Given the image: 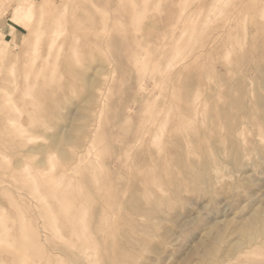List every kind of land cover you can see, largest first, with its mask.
I'll list each match as a JSON object with an SVG mask.
<instances>
[{"label": "rangeland", "instance_id": "rangeland-1", "mask_svg": "<svg viewBox=\"0 0 264 264\" xmlns=\"http://www.w3.org/2000/svg\"><path fill=\"white\" fill-rule=\"evenodd\" d=\"M96 1L0 0V214L13 236L37 230L36 264H264V0ZM32 10L44 14L26 21ZM57 21L68 29L52 52ZM66 133L74 142L54 146ZM2 249L0 264L19 263Z\"/></svg>", "mask_w": 264, "mask_h": 264}, {"label": "bare ground", "instance_id": "bare-ground-1", "mask_svg": "<svg viewBox=\"0 0 264 264\" xmlns=\"http://www.w3.org/2000/svg\"><path fill=\"white\" fill-rule=\"evenodd\" d=\"M66 1V0H65ZM99 1V0H98ZM98 1H96L97 3H98ZM104 1V0H103ZM106 1H108V0H106ZM125 1V0H124ZM128 1V3L130 4V2H129V0H127ZM143 1V0H142ZM147 1H149V0H146V4H145V0H144V5H148L147 3H149V2H147ZM154 1V0H153ZM225 1V0H224ZM223 1V2H224ZM233 1V0H232ZM91 2H92V0H91ZM100 2V1H99ZM105 2V1H104ZM123 2V1H122ZM121 2V3H122ZM131 2H132V0H131ZM152 2V1H151ZM156 2H158V0L156 1ZM155 2V3H156ZM231 2V1H230ZM62 3V2H61ZM74 3V2H73ZM113 3V2H112ZM128 3H126V4H128ZM139 3H142V2H139ZM153 3V2H152ZM159 3H161L160 1L157 3V7H159ZM219 3V2H218ZM234 3V2H233ZM42 4V3H41ZM94 4V3H93ZM115 4H116V2H115ZM119 4H120V1H119ZM123 4V3H122ZM137 4V3H136ZM190 4V3H189ZM215 4V3H214ZM222 4V3H221ZM220 4V5H221ZM70 5H72V3L70 4ZM99 6H100V4H98ZM125 5V4H124ZM123 5V6H124ZM135 5V4H134ZM142 6H143V4H141ZM225 5H226V3H225ZM41 6V5H40ZM44 6V5H43ZM53 6V5H52ZM64 6V5H63ZM91 6H93V5H91ZM109 6V5H108ZM138 6V5H137ZM152 6H154V5H152ZM67 7V6H66ZM103 8H104V6H102ZM110 7V6H109ZM139 7H141L140 5H139ZM163 7V6H162ZM96 8V7H95ZM123 8V7H122ZM122 8H121V10H122ZM126 8V7H125ZM130 8H133V9H135L134 7H130ZM129 8V9H130ZM152 8V7H151ZM221 8V7H220ZM225 8V7H224ZM71 9V8H70ZM97 9H99V7L97 8ZM124 9V8H123ZM126 9H128V8H126ZM128 9V10H129ZM143 9V8H142ZM153 9V8H152ZM154 9H156V8H154ZM261 9V8H260ZM41 10H43V9H41ZM105 10V9H104ZM119 10H120V8H119ZM125 10V9H124ZM127 10V11H128ZM131 10V9H130ZM145 10H148V9H146L145 8ZM144 10V11H145ZM215 10H217V9H215ZM79 11V10H78ZM89 11V10H88ZM95 11H97L96 9H95ZM123 11V10H122ZM121 11V12H122ZM126 11V12H127ZM141 10H139V12H140ZM144 11H142V12H144ZM159 11H160V8H159ZM227 11V8H226V10H225V12ZM62 12V11H61ZM64 12V11H63ZM70 12V11H69ZM99 11H97V13H98ZM104 12H106V11H104ZM111 12H112V10H111ZM115 12H116V10H115ZM129 12V11H128ZM135 13H136V9H135V11H134ZM138 12V9H137V13H139ZM145 12H147V11H145ZM144 12V13H145ZM156 12V11H155ZM158 12V11H157ZM215 12H217V11H215ZM89 13V12H88ZM107 13H108V11H107ZM118 13V12H117ZM123 13V12H122ZM121 13V14H122ZM136 13V14H137ZM143 13V14H144ZM149 11H148V15H149ZM154 13V12H153ZM176 13V12H175ZM221 13V12H220ZM224 13V12H223ZM40 15V16H42L43 14H44V11H41V12H39V13H36L35 12V10H32V11H30V13H28L26 16L28 17V18H26V21H29V20H32V19H34L33 17L35 16V15ZM52 14V13H51ZM103 14V13H102ZM119 14V13H118ZM126 14V16L128 15V14H130V13H125ZM145 15V16H148V15ZM159 14V13H158ZM217 14V13H216ZM85 15H88V14H85ZM93 14H91V16H92ZM142 17H144L142 14H140ZM150 15H151V13H150ZM149 15V16H150ZM153 15V14H152ZM152 15H151V17H152ZM264 15V14H263ZM70 16V15H69ZM88 16H90V15H88ZM91 16H90V18H91ZM97 16V15H96ZM96 16H94L96 19H97V17ZM99 16V15H98ZM109 16V15H108ZM108 16L107 17H104V18H106V20L108 19ZM112 16V15H111ZM124 16V15H123ZM125 16V17H126ZM134 16H136L135 14H134ZM139 16V14L136 16V17H138ZM153 16H155V15H153ZM200 16V15H199ZM56 17V16H55ZM115 17H116V15H115ZM117 17H119V16H117ZM141 17V18H142ZM174 17V16H173ZM45 18V17H44ZM59 18V17H58ZM63 18V17H62ZM99 18H100V16H99ZM109 18H110V16H109ZM261 18V17H260ZM263 18V17H262ZM39 19V18H38ZM41 19H42V17H41ZM119 19L121 20L122 18H120L119 17ZM150 19V18H149ZM259 19V18H258ZM56 20H58V19H56ZM67 20V19H66ZM66 20L64 21V22H66ZM99 20V19H98ZM97 20V21H98ZM101 20V19H100ZM125 20L127 21L128 19H126L125 18ZM130 20V19H129ZM208 20V19H207ZM44 21V20H43ZM43 21H41V20H39V22L41 23L42 22V24L44 23ZM110 21V20H109ZM107 22V24L108 23H110V22ZM124 21V20H123ZM123 21H121V22H123ZM125 21V22H126ZM133 21V20H132ZM171 20H169V22H170ZM263 21V20H262ZM38 22V23H39ZM62 22V21H61ZM102 22H105V21H102ZM120 22V21H119ZM120 22V23H121ZM124 22V23H125ZM168 22V23H169ZM172 22V21H171ZM39 23V24H40ZM58 23V21L56 22V24ZM67 23V22H66ZM112 23V22H111ZM110 23V24H111ZM115 23V22H114ZM114 23H113V25H114ZM118 23V22H117ZM55 24V23H54ZM55 24V25H56ZM92 24H94V21H93V23ZM106 24V23H105ZM129 24V23H128ZM134 24V23H133ZM63 25H65L66 27H67V25L65 24V23H58V25L53 29V31H52V36H50V37H52V41H51V46H49L50 47V51L53 49V48H56L57 47V49L59 48V44L61 43V42H59L58 43V40L63 36V33H64V31H65V28L66 27H64ZM97 25V24H96ZM95 25V26H96ZM109 25V24H108ZM112 25V26H113ZM116 25V24H115ZM114 25V26H115ZM121 25V24H120ZM209 25V24H208ZM254 25V24H253ZM259 25V24H258ZM40 26H44V25H40ZM39 26V27H40ZM102 26H103V24H102ZM117 26V25H116ZM146 26V25H145ZM227 26V25H226ZM264 26V25H263ZM26 27L28 28L29 27V25L27 24V22H26ZM31 27V26H30ZM106 27V26H105ZM108 27V26H107ZM106 27V28H107ZM207 27H209V26H207ZM243 27V26H242ZM42 28V27H41ZM41 28H39V29H41ZM51 28V27H50ZM95 28V27H94ZM98 28V27H97ZM103 28V27H102ZM113 27H111V29H112ZM120 28V27H119ZM248 28V27H247ZM264 28V27H263ZM30 28H28V30H29ZM37 29V28H36ZM44 29H47V28H44ZM67 29H68V27H67ZM96 29V28H95ZM208 29V28H207ZM206 29V30H207ZM235 29V28H234ZM237 29V28H236ZM38 30V29H37ZM104 30V29H103ZM113 30V29H112ZM122 30V29H121ZM130 30V29H129ZM38 31H40L41 32V30H38ZM44 31V30H43ZM43 31H42V34H43ZM108 32H109V29L107 30ZM116 31V30H115ZM118 31H119V29H118ZM264 31V30H263ZM32 32V31H31ZM111 32V31H110ZM129 32H131V31H129ZM135 32V31H134ZM259 32V31H258ZM33 33V32H32ZM32 33H30V34H32ZM37 33H39V32H37ZM45 33H46V30H45ZM44 33V37L46 38V34ZM66 33H68V31L66 32ZM115 33V32H114ZM233 33V32H232ZM237 33V32H236ZM29 34V35H30ZM40 34V33H39ZM133 34V33H132ZM131 34V35H132ZM219 34V33H218ZM33 35H34V33H33ZM33 35H31V36H33ZM65 35H67V34H65ZM115 35V34H114ZM134 35V34H133ZM230 35H232V34H230ZM37 36V38H38V36H39V38H41V35H37L36 33H35V37ZM262 36V35H261ZM34 37V38H35ZM42 38L41 40H43V39H45V38ZM49 37V38H50ZM64 37V36H63ZM136 37V36H135ZM38 38V39H39ZM250 38V37H249ZM248 38V39H249ZM37 39V40H38ZM51 39V38H50ZM67 39V38H66ZM118 39V38H117ZM36 40V39H35ZM37 40H36V42H37ZM63 40V39H62ZM78 40V39H77ZM121 40V39H120ZM131 40V39H130ZM235 40V39H234ZM252 40V39H251ZM49 41V40H48ZM244 41H245V39H244ZM40 42H42V41H39L38 43H40ZM43 42H45V41H43ZM42 42V43H43ZM46 42H47V40H46ZM64 42V41H63ZM79 42V41H78ZM133 42V41H132ZM246 42V41H245ZM33 43V42H32ZM35 43V42H34ZM38 43H36L35 44V50H34V52H37L38 50H37V47H41ZM77 43V42H76ZM75 43V44H76ZM31 44V43H30ZM41 44V43H40ZM49 44V45H50ZM113 44V43H112ZM111 44V45H112ZM61 46H62V44H60ZM63 45H64V43H63ZM88 45V44H87ZM125 45V44H124ZM178 45H179V43H178ZM177 45V46H178ZM96 46V45H95ZM63 47V46H62ZM62 47H60L61 49H62ZM78 47V46H77ZM181 47V46H180ZM17 48H18V46H17ZM16 48V49H17ZM42 48V47H41ZM44 48V47H43ZM104 48V47H103ZM141 48V47H140ZM172 48V47H171ZM28 49V48H27ZM33 49H34V47H33ZM61 49H59L60 51H61ZM136 49H137V47H136ZM41 50V49H40ZM39 50V51H40ZM59 50H57V52H56V54L58 53V51ZM102 50V49H101ZM142 50H143V48H142ZM147 50H149V49H147ZM157 50V49H156ZM172 50V49H171ZM48 50H46V52H47ZM50 51H48V52H50ZM54 50H52V52H53ZM78 51V50H77ZM158 51V50H157ZM30 52V51H29ZM33 52V51H32ZM52 52H50V54L52 53ZM76 52V51H75ZM146 52V51H145ZM150 52V51H149ZM161 52H162V50H161ZM161 52H159V53H161ZM165 52V51H164ZM39 53H41V51L39 52ZM73 53V52H72ZM129 53V52H128ZM138 53V52H137ZM181 53V52H180ZM193 53V52H192ZM262 53V52H261ZM37 54V53H36ZM42 54H44V53H42ZM53 54V53H52ZM51 54V55H52ZM55 54V55H56ZM76 54V53H75ZM78 54V53H77ZM163 54V53H162ZM165 54V53H164ZM170 54V53H169ZM168 54V55H169ZM40 55V54H39ZM54 55V56H55ZM171 55V57H172V54H170ZM182 55H184V54H182ZM187 55V54H186ZM15 56H17L16 55V53H15ZM36 56V55H35ZM38 56V55H37ZM46 56V55H45ZM53 56V55H52ZM58 56V55H57ZM59 56H61V55H59ZM75 56V55H74ZM79 56V55H78ZM166 56V55H165ZM180 56V55H179ZM178 56V57H179ZM40 57H42V56H40ZM40 57H38L39 59H41ZM44 57V56H43ZM43 57H42V60H44L43 59ZM47 57H49V56H47ZM47 57H46V59H47ZM56 57V56H55ZM145 57V56H144ZM168 57V56H167ZM166 57V58H167ZM177 56H176V58H178ZM34 58V59H33ZM33 58H32V61L34 60V62L33 63H35V60H37L34 56H33ZM50 58V57H49ZM59 57H57V59H58ZM75 58V57H74ZM82 58V57H81ZM173 58H175V57H173ZM173 58H171V61H169V63H168V65H169V67L170 66H175L176 65V67H178L177 66V63L178 62H176V59H175V61H174V59ZM187 58V57H186ZM45 59V60H46ZM56 59V58H55ZM54 59V60H55ZM57 59L55 60V62L57 61ZM78 59V58H77ZM83 59H84V57H83ZM144 59V58H143ZM165 59V58H164ZM172 59H173V61H172ZM231 59V58H230ZM258 59V58H257ZM48 60V59H47ZM51 60V59H50ZM115 60H116V58H115ZM121 60V59H120ZM166 60V59H165ZM186 60V59H185ZM38 61V60H37ZM142 61H144V60H142ZM159 62H160V60H158ZM28 62V61H27ZM42 62V61H41ZM53 62V61H52ZM83 62V61H82ZM112 62V61H111ZM137 62V61H136ZM140 62V61H139ZM159 62H157V63H159ZM192 62V61H191ZM37 63V62H36ZM44 63V62H43ZM45 63H47V64H49V62H45ZM44 63V64H45ZM59 64V62H56L55 63V66H56V64ZM135 63V62H134ZM165 63V61L163 62V64ZM45 65V66H48V65ZM57 64V65H58ZM156 64V63H155ZM161 66L160 67H162V64L161 63H159ZM159 64H156V65H159ZM193 64H194V62H193ZM41 65H42V63H41ZM53 65H54V62H53ZM138 65V64H137ZM179 65V64H178ZM27 65H25V67H26ZM29 66H30V64H29ZM45 66H44V68H45ZM54 66V67H55ZM150 66V65H149ZM165 66V65H164ZM7 67V66H6ZM42 67V66H41ZM58 66H56V68H57ZM111 67V66H110ZM148 67V66H147ZM176 67H171V68H176ZM47 68V67H46ZM138 68V67H137ZM136 68V69H137ZM141 68V67H140ZM154 68H156V67H154ZM166 68V67H165ZM31 69V68H30ZM43 69V68H42ZM54 69V68H53ZM163 69V68H162ZM190 69V68H189ZM262 69V68H261ZM56 70V69H55ZM54 70V71H55ZM141 70H142V68H141ZM147 70V69H146ZM177 70V69H176ZM175 70V71H176ZM263 70V69H262ZM12 71V70H11ZM53 71V70H52ZM157 71V70H156ZM159 71H161V70H159ZM164 71H165V69H164ZM169 71H170V69H169ZM179 71H181V70H179ZM14 72V71H13ZM25 72H26V70H25ZM117 72V71H116ZM139 72V71H138ZM142 72V71H141ZM141 72H139V73H141ZM154 72H155V70H154ZM162 72V71H161ZM161 72L159 73V74H161ZM11 73V72H10ZM15 73V72H14ZM29 72H27V74H28ZM107 73V72H106ZM156 73V72H155ZM158 73V72H157ZM166 74V76H168L167 78L170 80V77H171V72H169L168 73V71L167 72H165ZM167 73L170 75V77H169V75H167ZM172 73H173V71H172ZM175 73V72H174ZM187 73V72H186ZM191 73V72H190ZM111 74V73H110ZM163 74V73H162ZM181 74V73H180ZM15 75V74H14ZM157 75V74H156ZM165 75H163L164 77H163V79L165 78V80H167L166 79V77H165ZM174 75V74H173ZM177 75V74H176ZM264 75V74H263ZM158 76V75H157ZM161 76V75H160ZM184 76V75H183ZM245 76V75H244ZM252 76V75H251ZM27 77H29V75H27ZM33 77V76H32ZM154 77V75H152V78ZM156 77V76H155ZM154 77V78H155ZM243 77V76H242ZM253 77V76H252ZM128 78V77H127ZM142 79H143V77H141ZM159 78H162V77H159ZM14 79V78H13ZM25 79V78H24ZM162 79V80H163ZM28 80V79H27ZM138 80V79H137ZM155 80V79H154ZM157 80V79H156ZM161 80V79H160ZM11 81V80H10ZM13 81V80H12ZM164 81V80H163ZM168 81V80H167ZM166 81V82H167ZM177 81V80H176ZM264 81V80H263ZM263 81H261V83L263 82ZM27 82V81H26ZM162 82V81H161ZM170 82H171V80H170ZM173 82H175V81H173ZM178 82V81H177ZM180 82V81H179ZM251 82V81H250ZM31 83V82H30ZM118 83V82H117ZM169 83V82H168ZM181 83V82H180ZM14 84V83H13ZM145 84V83H144ZM148 84V83H147ZM147 84H146V86H147ZM156 84V83H155ZM182 84V83H181ZM24 85H25V83H24ZM23 85V86H24ZM28 85V84H27ZM160 85V84H159ZM168 85V84H167ZM178 85V84H177ZM249 85H250V83H249ZM262 85H263V83H262ZM2 86V85H1ZM150 86H152V85H150ZM179 86V85H178ZM201 86V85H200ZM204 86V85H203ZM206 86V85H205ZM138 87H141L140 85L138 86ZM165 87V86H164ZM199 87V86H198ZM211 87V86H210ZM2 88H4V87H2ZM28 88V87H27ZM142 88V87H141ZM152 88V87H151ZM158 88V87H157ZM253 88V87H252ZM195 89V88H194ZM198 89V88H197ZM1 90V89H0ZM11 90V89H10ZM22 90V89H21ZM32 90V89H31ZM143 90V89H142ZM200 90H201V88H200ZM23 91V90H22ZM21 91V92H22ZM26 91V90H25ZM148 92H149V90H147ZM179 91V90H178ZM4 92V91H3ZM142 92V91H141ZM212 92V91H211ZM215 92V91H214ZM254 92V91H253ZM25 93V92H24ZM32 93V92H31ZM12 94H14V93H12ZM177 94V93H176ZM202 94V93H201ZM27 95H28V93H27ZM53 95V94H52ZM104 95V94H103ZM143 95V94H142ZM8 96V95H7ZM24 96V95H23ZM30 96V95H29ZM39 96V95H38ZM152 96V95H151ZM172 96H176V95H172ZM197 96V95H196ZM9 97V96H8ZM117 97V96H116ZM155 97V96H154ZM153 97V98H154ZM171 97V96H170ZM194 97L195 96H193V99H194ZM253 97V96H252ZM31 98V97H30ZM33 98H35V97H33ZM66 98V97H65ZM221 98V97H220ZM1 99V98H0ZM8 99V98H7ZM156 99V98H155ZM171 99H173V98H171ZM246 99V98H245ZM255 99H256V97H255ZM10 100H12L11 102H13V100H14V98L13 99H10L9 98V101ZM29 100H31V99H29ZM105 100H106V98H105ZM63 101V100H62ZM155 101H157V99L155 100ZM171 101V100H170ZM176 101V100H175ZM194 101V100H193ZM195 101H196V99H195ZM251 101V100H250ZM7 102V101H6ZM14 102H15V100H14ZM13 102V103H14ZM22 102V101H21ZM24 102V101H23ZM35 102V101H34ZM101 102V101H100ZM165 102V101H164ZM169 102V101H168ZM180 102V101H179ZM12 103V104H13ZM150 103V102H149ZM160 103V102H159ZM166 103V102H165ZM198 103V102H197ZM210 103V102H209ZM240 103V102H239ZM8 104V103H7ZM6 104V105H7ZM22 104V103H21ZM37 104V103H36ZM164 104V103H163ZM201 104V103H200ZM260 104H263V103H260ZM1 105V104H0ZM23 105V104H22ZM22 105H21V107H22ZM32 105V104H31ZM35 105V104H34ZM122 105V104H121ZM154 105V104H153ZM173 105H174V103H173ZM2 106V105H1ZM5 106V105H4ZM33 106V105H32ZM37 106V105H36ZM123 106V105H122ZM179 106V105H178ZM209 106V105H208ZM256 106V105H255ZM263 106V105H262ZM10 107V106H9ZM15 107V106H14ZM16 107H18L17 106V102H16ZM20 107V106H19ZM26 107V106H25ZM105 107H107V106H105ZM116 107V106H115ZM218 107V106H217ZM7 108V107H6ZM162 108V107H161ZM176 108V107H175ZM256 108V107H255ZM263 108H264V106H263ZM18 109V108H17ZM29 109V108H28ZM31 109V108H30ZM103 109V108H102ZM107 109V108H106ZM165 109V108H164ZM172 109V108H171ZM174 109V108H173ZM172 109V110H173ZM208 109V108H207ZM236 109V108H235ZM7 110V109H6ZM16 110V109H15ZM108 110H109V108H108ZM130 110V109H129ZM151 110H153V109H151ZM163 110V109H162ZM166 110V109H165ZM203 110V109H202ZM18 111H19V109H18ZM27 111V110H26ZM28 111H30V110H28ZM195 111V110H194ZM248 111V110H247ZM22 112V111H21ZM33 112V111H32ZM96 112H98V111H96ZM114 112V111H113ZM167 112V111H166ZM196 113H197V111H195ZM195 112H194V115H195ZM203 112V111H202ZM214 112V111H213ZM8 113V112H7ZM17 113V112H16ZM23 113V112H22ZM30 113V112H29ZM112 113V112H111ZM152 113V112H151ZM21 114V113H20ZM39 114V113H38ZM96 113H94L93 115H95ZM99 114V113H98ZM149 114V113H148ZM163 114V113H162ZM183 114V113H182ZM260 114V113H259ZM10 115V114H9ZM101 115H103V114H101ZM150 115V114H149ZM168 115H169V113H168ZM248 115V114H247ZM262 115V114H261ZM16 116V115H15ZM21 116V115H20ZM148 116V115H147ZM192 116H193V114H192ZM191 116V117H192ZM13 117V116H12ZM17 117V116H16ZM19 117V116H18ZM17 117V118H18ZM96 117V116H95ZM95 117H93V118H95ZM103 117V116H102ZM145 117H146V115H145ZM157 117V116H156ZM165 117V116H164ZM190 117V118H191ZM204 117V116H203ZM7 118L8 117H6V121H7ZM21 118V117H20ZM23 118V117H22ZM28 118V117H27ZM33 118H34V115H33ZM36 118V117H35ZM43 118V117H42ZM46 118V117H45ZM48 118H50V117H48ZM148 118V117H147ZM159 118V117H158ZM174 118V117H173ZM172 118V119H173ZM183 118V117H182ZM196 118V117H195ZM198 118V117H197ZM213 118V117H212ZM252 118V117H251ZM15 119V118H14ZM47 119V118H46ZM103 119V118H102ZM192 119H194L193 117H192ZM218 119V118H217ZM236 119V118H235ZM17 120H20L19 118L17 119ZM156 120H159V119H156ZM177 120H179V119H177ZM182 120V119H181ZM196 120V119H195ZM226 120V119H225ZM257 120V119H256ZM260 120V119H259ZM13 121V120H12ZM31 121V120H30ZM34 121V120H33ZM46 120H44V122H45ZM53 121V120H52ZM98 121V120H97ZM114 121V120H113ZM148 121V120H147ZM165 121V120H164ZM166 121H168V119L166 120ZM227 121V120H226ZM19 122L20 121H18V123L17 124H19ZM29 122V121H28ZM48 122V121H47ZM169 122V121H168ZM174 122V121H173ZM201 122V121H200ZM225 122V121H224ZM255 122V121H254ZM260 122V121H259ZM21 123V122H20ZM30 123V122H29ZM46 123V122H45ZM97 123V122H96ZM100 123H102V122H100ZM103 123H105V122H103ZM102 123V124H103ZM127 123V122H126ZM161 123H163V122H161ZM164 123H166V122H164ZM182 123V122H181ZM196 123V122H195ZM199 123V122H198ZM202 123V122H201ZM261 123H262V121H261ZM9 124V123H8ZM7 124V125H8ZM22 124V123H21ZM30 124H32V123H30ZM48 124V123H47ZM46 124V125H47ZM51 124V123H50ZM121 124H123V123H121ZM128 124V123H127ZM167 124V123H166ZM183 124V123H182ZM225 124V123H224ZM4 125H5V123H4ZM14 125L16 126V123L14 122L13 123V127H14ZM92 125H93V123H92ZM94 125H95V123H94ZM93 125V126H94ZM98 125V124H97ZM100 125V124H99ZM99 125H98V127H99ZM163 125H165V124H163ZM169 125V124H168ZM216 125V124H215ZM257 125V124H256ZM9 126V125H8ZM29 126V125H28ZM35 126V125H34ZM43 126H44V124H43ZM81 126V125H80ZM120 126V125H119ZM141 126V125H140ZM159 126H160V124H159ZM174 126V125H173ZM241 126V125H240ZM258 126V125H257ZM260 126V125H259ZM262 126V125H261ZM261 126H260V128H261ZM18 127H20V125L18 126ZM23 127V126H22ZM42 127V126H41ZM85 127V126H84ZM158 127V126H157ZM164 127V126H163ZM210 127H211V124H210ZM21 128V127H20ZM26 128V127H25ZM28 128V127H27ZM26 128V129H27ZM53 128V127H52ZM52 128H51V130H52ZM55 128V127H54ZM124 128V127H123ZM122 128V129H123ZM162 128V127H161ZM248 128V127H247ZM255 128V127H254ZM14 129H15V127H14ZM29 129V128H28ZM49 129V128H48ZM95 129H97V128H95ZM101 129V128H100ZM118 129V128H117ZM120 129V128H119ZM145 129V128H144ZM174 129V128H173ZM176 129V128H175ZM215 129V128H214ZM19 130V129H18ZM24 130V129H23ZM47 130V129H46ZM149 130H150V128H149ZM151 130H153V129H151ZM158 130V129H157ZM199 130V129H198ZM200 130H202V129H200ZM261 130V129H260ZM11 131V130H10ZM20 131H22V129L20 130ZM26 131V130H25ZM50 131V130H49ZM85 131V130H84ZM122 131V130H121ZM163 131V130H162ZM207 131V130H206ZM16 132V131H15ZM23 132V131H22ZM22 132H21V134H22ZM95 132V131H94ZM144 132V131H143ZM216 132V131H215ZM4 133V132H3ZM9 133V132H8ZM26 133H27V131H26ZM30 133V132H29ZM88 133H89V131H88ZM90 133H91V131H90ZM89 133V134H90ZM124 133V132H123ZM240 133H243V132H240ZM249 133H251V132H249ZM259 133H260V131H259ZM17 134V133H16ZM19 134V133H18ZM24 134V133H23ZM28 134V133H27ZM87 134V133H86ZM88 134V135H89ZM93 134V133H92ZM137 134V133H136ZM173 134V133H172ZM186 134V133H185ZM253 134V133H252ZM29 135V134H28ZM72 135H73V133H72ZM106 135V134H105ZM142 135V134H141ZM194 135V134H193ZM256 135V134H255ZM55 136V135H54ZM163 136V135H162ZM220 136V135H219ZM243 136V135H242ZM253 136V135H252ZM12 137V136H11ZM19 137V136H18ZM76 137V136H75ZM88 137V136H87ZM96 137H97V135H96ZM105 137V136H104ZM120 137V136H119ZM178 137V136H177ZM244 137V136H243ZM250 137V136H249ZM262 137V136H261ZM22 138V137H21ZM54 138V137H53ZM252 138V137H251ZM14 139V138H13ZM86 139V138H85ZM88 139V138H87ZM211 139V138H210ZM232 139V138H231ZM250 139V138H249ZM264 139V138H263ZM14 140H16V139H14ZM19 140V139H18ZM95 140H97V138L95 139ZM141 140H143V139H141ZM159 140V139H158ZM246 140V139H245ZM252 140V139H251ZM251 140H249V142L251 141ZM261 140V139H260ZM23 141V140H22ZM79 141V140H78ZM111 141V140H110ZM146 141V140H145ZM147 141H148V139H147ZM74 142V139H73V137L70 135V133H66V135L65 136H63V137H61V136H59V137H57L55 140H54V142H53V144H54V146H56V147H58L59 145H61V144H66V145H69V144H71V143H73ZM108 142V141H107ZM153 142H155V140L153 141ZM160 142V141H159ZM194 142V141H193ZM259 142V141H258ZM28 143H29V141H28ZM86 143H87V141H86ZM86 143H83L82 144V146L81 147H86ZM102 143V142H101ZM146 143V142H145ZM237 143H239V142H237ZM36 144V143H35ZM91 144V143H90ZM123 144V143H122ZM133 144V143H132ZM140 144H142V143H140ZM156 144V143H155ZM213 144V143H212ZM259 144V143H258ZM257 144V145H258ZM18 145V144H17ZM17 145H16V147H17ZM95 145V144H94ZM98 145V144H97ZM128 145H130L131 146V144H128ZM144 145V144H143ZM160 145V144H159ZM199 145V144H198ZM216 145V144H215ZM238 145V144H237ZM250 145V144H249ZM19 146H20V144H19ZM75 146V145H74ZM92 146V145H91ZM98 146H100V145H98ZM108 146H109V144H108ZM129 146V147H130ZM157 146V145H156ZM211 146V145H210ZM15 147V148H16ZM60 147V146H59ZM66 147V146H65ZM68 147V146H67ZM72 147H73V145H72ZM70 148V147H68V148H70V149H73V148ZM75 147H79V146H75ZM95 147V146H94ZM112 147V146H111ZM250 147V146H249ZM88 148V147H87ZM86 148V149H87ZM109 148V147H108ZM153 148V147H152ZM151 148V149H152ZM187 148V147H186ZM200 148V147H199ZM237 148V147H236ZM63 149H64V147H63ZM69 149V150H70ZM77 149V148H76ZM93 149V148H92ZM99 149V148H98ZM131 149H133V148H131ZM158 149H160V148H158ZM190 149V148H189ZM250 149V148H249ZM68 150V151H69ZM81 150V149H80ZM110 150V149H109ZM111 150H112V148H111ZM127 150V149H126ZM125 150V151H126ZM244 150V149H243ZM246 150V149H245ZM251 150V149H250ZM84 151V150H83ZM100 151V150H99ZM124 151V152H125ZM130 151V150H129ZM216 151V150H215ZM235 151V150H234ZM259 151V150H258ZM71 152V151H70ZM69 152V153H70ZM74 152V151H73ZM77 152H81V151H78L77 150ZM90 152H91V149H90ZM95 152V151H94ZM127 152H128V150H127ZM176 152V151H175ZM206 152V151H205ZM38 153V152H37ZM150 153V152H149ZM195 153V152H194ZM204 153V152H203ZM62 154H63V156H65L66 158L68 157V155H69V157L71 156L70 154H68V152H66L65 150H62ZM161 154V153H160ZM212 154V153H211ZM246 154V153H245ZM30 155V154H29ZM39 155V154H38ZM177 155V154H176ZM199 155V154H198ZM219 155V154H218ZM76 156L78 157L79 156V154H76ZM81 156H82V154H81ZM114 156V155H113ZM135 156V155H134ZM204 156V155H203ZM216 156V155H215ZM238 156V155H237ZM29 157V156H28ZM68 157V158H69ZM132 157V156H131ZM166 157H167V155H166ZM219 157V156H218ZM217 157V158H218ZM224 157V156H223ZM1 158V157H0ZM79 158H80V156H79ZM93 158V157H92ZM171 158V157H170ZM207 158H208V156H207ZM212 158H214V157H212ZM263 158V157H262ZM3 159V158H2ZM2 159H1V161H2ZM60 159V158H59ZM77 160H78V158H76ZM159 159V158H158ZM26 160V159H25ZM68 160H70V159H68ZM176 160V159H175ZM221 160V159H220ZM0 161V162H1ZM3 161H5L4 159H3ZM7 161V160H6ZM11 161V160H10ZM34 161V160H33ZM61 162L63 161L62 159L60 160ZM81 161V160H80ZM217 161V160H216ZM32 162V161H31ZM79 162V161H78ZM220 162V161H219ZM261 162V161H260ZM3 164H5V166H6V164H8L7 162L5 163V162H2ZM66 163H67V161H66ZM80 163V162H79ZM78 163V164H79ZM85 163V162H84ZM222 163V162H221ZM68 164V163H67ZM78 164L76 165V166H78ZM100 164H101V162H100ZM202 164H204L203 162H202ZM220 164V163H219ZM9 165V164H8ZM33 165V164H32ZM35 165H36V163H35ZM98 165V164H97ZM11 166V165H10ZM66 166V165H65ZM76 166H74V168L76 167ZM130 166V165H129ZM4 167V166H3ZM64 167V166H63ZM95 167V166H94ZM122 167V166H121ZM211 167V166H210ZM215 167V166H214ZM238 167V166H237ZM1 168V167H0ZM13 168V167H12ZM18 168V167H17ZM17 168H15L16 170H17ZM27 168H29V167H26L25 169H27ZM69 168V167H68ZM87 168V167H86ZM116 168V167H115ZM259 168V167H258ZM23 169V168H22ZM72 169V168H71ZM93 169V168H92ZM97 169V168H96ZM99 169V168H98ZM120 169V168H119ZM56 170V169H55ZM61 170H62V168H61ZM211 170H213V169H211ZM210 170V171H211ZM5 171V170H4ZM57 171V170H56ZM82 171V170H81ZM85 171V170H84ZM123 171V170H122ZM130 171H131V169H130ZM208 171V170H207ZM11 172V171H10ZM18 172H19V168H18ZM63 172V171H62ZM69 172V171H68ZM104 172V171H103ZM125 172V171H124ZM23 173H25V175L26 176H30L31 178H32V180L30 181V184H31V186H33L34 187V189L36 190V191H39V186H40V180L38 179V177H36L37 175L34 173L33 174V172L32 171H30V169L29 170H25V172H23ZM54 173H56V172H54ZM61 173V172H60ZM159 173V172H158ZM162 173V172H161ZM242 173V172H241ZM1 174V173H0ZM39 174V173H38ZM57 174V173H56ZM97 174V173H96ZM210 174V173H209ZM10 175V174H9ZM62 175H64V174H61V177H62ZM67 175V173H65V176ZM68 175H69V173H68ZM196 175V174H195ZM253 175V174H252ZM41 176V175H40ZM56 176V175H55ZM87 176V175H86ZM148 176V175H147ZM64 177V176H63ZM67 177H69V176H67ZM2 179H3V177H1ZM55 178H58L57 176L55 177ZM209 178V177H208ZM66 179V178H65ZM65 179H63V180H65ZM71 179V178H70ZM113 179V178H112ZM73 180V179H72ZM108 180V179H107ZM152 180V179H151ZM208 180V179H207ZM213 180V179H212ZM211 180V181H212ZM70 181V180H69ZM150 181V180H149ZM94 182V181H93ZM100 182V181H99ZM213 182V181H212ZM29 183V182H28ZM214 183V182H213ZM108 184V183H107ZM212 184V183H211ZM248 184V183H247ZM96 185V184H95ZM109 185V184H108ZM111 185V184H110ZM28 186V185H27ZM30 186V187H31ZM2 187H3V185H2ZM110 187V186H109ZM57 188V187H56ZM208 188V187H207ZM248 188H250V187H248ZM15 189V188H14ZM209 189V188H208ZM6 190V189H5ZM104 190V189H103ZM249 190V189H248ZM209 191V190H208ZM212 192V191H211ZM5 193H9V192H5ZM252 193V192H251ZM47 196V195H46ZM7 197H8V195H7ZM24 197V196H23ZM22 198V197H21ZM255 199V198H254ZM260 200V199H259ZM262 200V199H261ZM13 202V201H12ZM258 202V201H257ZM77 203V202H76ZM74 204V203H73ZM15 205V204H14ZM73 206H75V205H73ZM264 206V205H263ZM261 207V206H260ZM16 208L18 209V207H17V205H16ZM258 208V207H257ZM16 209V210H17ZM85 209V208H84ZM251 209V208H250ZM11 210V209H10ZM72 210V209H71ZM63 211V210H62ZM78 211V210H77ZM85 211H86V209H85ZM18 212V211H17ZM19 212H20V210H19ZM65 212H67V211H64V213ZM247 212V211H246ZM255 213V212H254ZM262 212L260 211V212H256L255 214H254V217H252L253 219H252V221H253V223H254V225L257 223V222H260L261 221V219H262V214H261ZM12 214V213H11ZM17 214V213H16ZM22 213L20 212V215H21ZM65 214H67V213H65ZM35 215V214H34ZM83 216V215H82ZM84 216H85V214H84ZM89 216H91V215H89ZM68 217V216H67ZM15 218H16V216H15ZM19 218V217H18ZM69 218V217H68ZM86 218V217H85ZM90 218V217H89ZM92 218V217H91ZM19 219H21V217L19 218ZM23 220V219H22ZM22 220H21V224H22ZM20 221V220H19ZM83 221V220H82ZM16 222V221H15ZM51 223H53L54 225H55V228L56 229H58V226H57V223H58V220H56V219H52L51 220ZM14 224V223H13ZM12 223H11V225H13ZM10 225V227H12ZM16 225V223L14 224V226ZM85 225H86V223H85ZM236 225V224H235ZM247 225H249L248 223H247ZM17 227H18V225H16ZM21 226H23V225H20V227ZM36 226V225H35ZM231 226V225H230ZM245 226V225H244ZM47 227V226H46ZM63 227V229L65 228L64 226H62ZM89 227V226H88ZM87 227V228H88ZM250 225L249 226H247L245 229H244V231H241V232H243V234H242V236L244 237H242V239L244 240V239H246V238H249V237H247L248 235H249V231H250ZM14 228V227H13ZM19 228V227H18ZM82 228V227H81ZM181 228V227H180ZM242 228V227H241ZM23 230H22V235H21V237L20 238H18L19 239V241L17 242V239H16V237H14L13 235L14 234H12V232L11 231H13L14 229H12L11 231H10V229H9V220H7V218L6 217H4V215H2V214H0V248L2 249V250H5V251H7V252H9V253H11V254H13L15 257H17L18 259H19V263L18 264H36L35 262H34V256H43V250H42V247H41V244L38 242V232H37V230H33L32 228H29V226H25V227H23L22 228ZM89 229V228H88ZM87 229V230H88ZM229 229V228H228ZM231 229V228H230ZM20 230V229H19ZM82 230V229H81ZM243 230V229H242ZM77 233V232H76ZM82 234V233H81ZM213 235V234H212ZM212 235H211V237H212ZM218 235H220V234H218ZM240 235V234H239ZM36 236V241H35V239H34V237ZM82 236V235H81ZM103 236V235H102ZM71 237V236H70ZM83 237V236H82ZM87 237V236H86ZM225 238V237H224ZM98 239V238H97ZM30 240L33 242V245H31L30 244ZM88 240V239H87ZM212 240V239H211ZM242 240V241H243ZM75 241H76V239H75ZM84 241H85V239H84ZM233 241V240H232ZM240 241H241V239H240ZM241 241V242H242ZM90 242V241H89ZM98 242V241H97ZM205 242V241H204ZM212 242H213V240H212ZM67 243V242H66ZM70 243V242H69ZM91 243V242H90ZM235 243V242H234ZM239 243V242H238ZM243 243H244V241H243ZM242 243V244H243ZM254 243V242H253ZM78 244V243H77ZM260 244V243H259ZM72 245V244H71ZM213 245V244H212ZM218 245V244H217ZM237 245V244H236ZM77 246V245H76ZM263 246V245H262ZM89 247V246H88ZM241 247V246H240ZM244 247V246H243ZM258 247V246H257ZM77 248V247H76ZM226 248V247H225ZM231 248V247H230ZM75 249V248H74ZM232 249V248H231ZM69 250V249H68ZM85 250V249H84ZM259 250V249H258ZM77 251V250H76ZM63 252V251H62ZM211 252V251H210ZM214 252H215V250H214ZM231 252V251H230ZM100 253V252H99ZM257 253V252H256ZM1 254V253H0ZM213 254V253H212ZM211 254V255H212ZM230 254V253H229ZM243 254H245V253H243ZM259 254V253H258ZM257 254V256H259ZM239 255V254H238ZM242 255V254H241ZM63 256V255H62ZM66 256V255H65ZM75 256V255H74ZM85 256V255H84ZM91 256V255H90ZM76 257V256H75ZM80 257V256H79ZM96 257V256H95ZM98 257V256H97ZM243 257V256H242ZM241 257V258H242ZM10 258V257H9ZM67 258V257H66ZM66 258H63V259H66ZM92 258V257H91ZM203 258V257H202ZM212 258V257H211ZM245 258V257H244ZM252 258V257H251ZM258 258V257H257ZM264 258V257H263ZM213 259V258H212ZM211 259V260H212ZM215 259V258H214ZM213 259V260H214ZM238 259H240V258H238ZM85 260V259H84ZM100 260V259H99ZM209 260V259H208ZM242 260H243V258H242ZM250 260V259H249ZM258 260V259H257ZM68 261V260H67ZM51 262V261H50ZM81 262V261H80ZM94 262H95V260H94ZM96 262H97V260H96ZM238 262V261H237ZM246 262V261H245ZM13 263V262H12ZM65 262H63L62 264H64ZM72 263V262H71ZM83 263V262H82ZM93 263V262H92ZM11 264V263H10ZM61 264V263H60ZM205 264H206V262H205ZM211 264V263H210ZM239 264V263H238ZM240 264H242L241 262H240Z\"/></svg>", "mask_w": 264, "mask_h": 264}]
</instances>
